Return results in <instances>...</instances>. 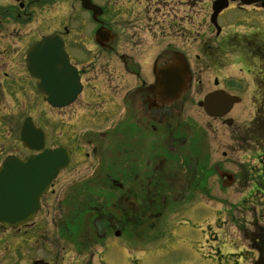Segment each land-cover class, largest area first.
Returning <instances> with one entry per match:
<instances>
[{
  "label": "flooded vegetation",
  "instance_id": "1",
  "mask_svg": "<svg viewBox=\"0 0 264 264\" xmlns=\"http://www.w3.org/2000/svg\"><path fill=\"white\" fill-rule=\"evenodd\" d=\"M90 1L101 7L95 17L81 0H0V163L38 152L21 141L26 118L42 128L44 148L69 151L36 213L0 223V264L94 256L107 264V246L123 231L153 229L191 188H210L211 177L224 186V172L233 173L229 187L241 185L264 162V15L249 25L219 15L215 25L208 12L195 24L200 0ZM53 33L81 83L61 107L44 101L26 62L34 42ZM173 57L187 65V88L162 103L154 70ZM215 92L239 97L233 107L248 100V123L207 114L200 103Z\"/></svg>",
  "mask_w": 264,
  "mask_h": 264
},
{
  "label": "rangeland",
  "instance_id": "2",
  "mask_svg": "<svg viewBox=\"0 0 264 264\" xmlns=\"http://www.w3.org/2000/svg\"><path fill=\"white\" fill-rule=\"evenodd\" d=\"M211 1L193 2L194 12L197 13L195 24L204 23L206 14L210 12ZM59 5L61 2L54 7ZM237 5L229 3L219 18L229 24L249 25L251 19L264 15L254 5ZM228 70L237 73L235 67ZM251 116L252 109L248 100L236 104L226 115L237 126L247 124ZM227 132L228 128V141ZM235 158L246 160L244 154H237ZM247 173L244 174L248 178L240 179L241 185L236 184L230 188H220L215 177H211L210 188H191L185 201L176 206L168 204L155 228L133 232L134 228L130 227V230L123 231L121 236L114 237V241L107 246V264H264V238L257 244L253 242L254 233L261 232L264 236V184L261 185L263 189L257 188L263 193L255 192L254 196H248L246 192L249 188L245 187H249L252 179H259L260 171L254 177ZM105 195L108 196L109 192ZM187 203L188 207L180 208ZM168 218L169 225L165 222ZM138 232H143V236H138ZM82 261L84 264H100L97 256L85 257Z\"/></svg>",
  "mask_w": 264,
  "mask_h": 264
},
{
  "label": "water",
  "instance_id": "3",
  "mask_svg": "<svg viewBox=\"0 0 264 264\" xmlns=\"http://www.w3.org/2000/svg\"><path fill=\"white\" fill-rule=\"evenodd\" d=\"M240 1L250 4L261 0ZM227 3L228 0L212 2L213 21ZM82 7L92 10L93 17L101 12L90 0H82ZM27 60L39 92L50 105L61 107L76 98L81 88L79 77L70 65L59 38L49 36L33 45ZM154 73L163 102L176 98L187 87V67L180 57L172 58ZM236 100L222 94L209 96L205 98V110L212 115H221ZM21 140L32 149L42 148L44 142L43 133L30 120H26L22 127ZM68 159V152L60 147L46 149L25 159L7 157L0 166V222L9 227L30 219L38 209L40 195L47 190Z\"/></svg>",
  "mask_w": 264,
  "mask_h": 264
}]
</instances>
